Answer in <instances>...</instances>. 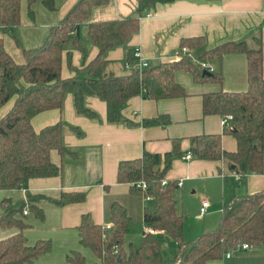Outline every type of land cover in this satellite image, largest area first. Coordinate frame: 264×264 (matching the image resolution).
Returning <instances> with one entry per match:
<instances>
[{"label":"trees","instance_id":"1","mask_svg":"<svg viewBox=\"0 0 264 264\" xmlns=\"http://www.w3.org/2000/svg\"><path fill=\"white\" fill-rule=\"evenodd\" d=\"M28 0L29 14L35 17L34 3ZM50 10H57L56 0H42ZM173 0H139L136 14L126 19H111L88 23V37L98 47L97 56L82 67L73 64V49H81L84 58L87 47L81 41L80 30L90 18L92 8L105 5L109 0H78L67 15L56 25L41 45L24 48L26 61L18 63L6 50L5 33L12 34L18 45V27L21 25V0H0V109L12 98L11 110L0 118V189L21 188L30 178L53 177L61 173V167L53 162L51 154L57 150L61 155L70 153L64 142L65 122L48 125L37 132L32 124L35 115L64 108L68 93H73L76 112L95 121H101L98 113L86 105V97L97 96L107 103L109 123H134L124 118L122 109L128 100L136 95L161 100L188 95L178 82V72L192 76L196 83L224 82L222 61L226 54L241 53L248 59V89L229 92L223 89L203 94L205 115H231L230 128L224 126V133H231L238 143L236 151L223 148V134L203 133L193 138L192 153L198 159L224 160L238 171L242 183L251 174H264V51L261 33L248 38L226 41L212 49L206 48V38L196 36L184 38L180 47H189L191 54L180 58L149 64L139 70L118 75L108 70L110 61L106 58L111 49L124 46L133 34L140 30V19L158 3ZM72 49H68V48ZM67 51L69 67L75 71L72 77L62 76L64 52ZM137 63L134 50L126 60ZM201 61L217 63L211 75L204 74ZM164 117L145 119L147 126L167 123ZM78 135L83 132L72 127ZM180 156L177 150L161 153L144 151L141 157L119 162L117 180L130 184L133 194L154 199L155 207L144 211V233L141 246L125 249V238L131 231L132 216L118 201L111 205V224L95 222L90 213L82 215L78 226L80 242L90 248L102 264H207L221 259L226 251L248 242L264 245V189L235 195L224 205L218 225L204 230L198 236L185 238L186 213L177 207V179L167 177L173 161ZM164 180L167 183L164 184ZM146 183L147 187L142 185ZM108 186V185H106ZM28 202L14 204L10 199L2 201L3 213L0 226L4 229L19 228L20 232L0 240V264H29L52 250L50 240H41L34 245L27 243L24 230L27 223L22 215L26 206L44 216L36 205L37 199L46 198L59 206L86 200V193L63 192L58 198L28 194ZM151 230H154L152 232ZM165 237L176 242L178 250L171 262L163 257L162 245ZM70 264H86V257L80 251L67 255Z\"/></svg>","mask_w":264,"mask_h":264},{"label":"crops","instance_id":"2","mask_svg":"<svg viewBox=\"0 0 264 264\" xmlns=\"http://www.w3.org/2000/svg\"><path fill=\"white\" fill-rule=\"evenodd\" d=\"M56 1L57 10L50 11L42 0H37L33 6L35 17L32 18L28 0H21V25L18 27L21 44H17L12 34L3 35L6 50L18 63L26 61L23 47L33 48L41 45L51 27L58 24L78 2ZM138 7L139 0H109L105 5L94 6L88 22L80 30L81 41L87 47V55L84 58L83 51L74 48L73 64L81 68L83 63H89L98 54V47L88 37L89 22L130 18L136 14ZM258 32L262 36L264 51V0H173L158 3L141 17L140 30L133 34L126 45L108 51V70L118 75L130 73L131 69L126 66V60L129 53L137 47L141 48L143 58L153 65L178 59L175 52L184 38L204 36L206 48L212 49L226 41L248 38ZM213 65L217 67V63ZM221 66L224 74L221 86L196 83L188 73L178 72L176 79L186 89L187 96L161 100L141 95L130 98L122 109V114L124 118L132 121L133 125L109 123L107 103L97 96H87L86 105L98 113L101 121L78 114L71 92L66 95L62 112L59 109H51L33 117L32 124L37 132L63 118L64 142L70 153L61 155L57 150L52 151L53 162L61 167L59 175L30 178L21 188L0 189V215L4 211V199H10L18 205L28 202L29 193L58 198L63 192L84 191L86 200L64 206L46 198L30 203L38 206L44 216L29 206V213L20 215L28 225L24 230L27 243L34 245L41 240H50L52 250L29 264H70L67 255L72 251H80L86 257V264H102L94 252L80 242L78 226L82 215L90 213L96 223L109 225L111 205L118 201L127 208L134 223L135 217L141 219L145 209L152 208L150 203L154 202L153 198L133 194L130 184L117 180L119 162L141 157L144 151L161 154L174 150L180 152V156L174 159L167 177L177 181L183 180V185L178 186L176 198L178 211L186 213V239L196 237L200 231L215 228L222 216L224 205L233 196L264 189V174H251L243 184L240 178H236L239 172L231 168L226 161L198 159L192 153L193 138L203 133L223 134L222 144L226 151L232 152L238 148L235 136L224 133L223 117L218 114H204L203 94L219 89L229 92L246 91L249 86L248 59L241 53L226 54ZM74 75L75 71L69 67L65 51L62 76L67 78ZM14 102L15 98H12L0 109V118L11 110ZM160 116L164 117L165 121L167 118L170 121L153 126L144 124L145 119ZM72 127L78 128L83 134L78 135ZM189 152L193 156L188 160L185 156ZM201 188L206 191V196L212 199V202L207 198L202 200L197 215L198 220H203V230L186 234L187 212L179 209L177 194L179 190L185 192V189L196 193ZM204 201H208L209 205L201 215ZM147 230L145 226L141 235L142 242ZM131 231L125 238L126 250L142 244L136 246L130 238ZM19 232L17 227L4 229L0 226V240ZM133 240L137 241L135 237ZM167 240L175 244L176 253V242L165 237L164 241ZM162 251L165 259L163 245ZM207 264H264V245L240 249L234 251L230 257L223 256L221 259L210 260Z\"/></svg>","mask_w":264,"mask_h":264},{"label":"rangeland","instance_id":"3","mask_svg":"<svg viewBox=\"0 0 264 264\" xmlns=\"http://www.w3.org/2000/svg\"><path fill=\"white\" fill-rule=\"evenodd\" d=\"M177 195L179 199V209L181 211L183 210L187 212L186 234L187 233L195 234L199 229L203 230V220H198L197 215L199 214L202 200L207 198L212 202L211 197L206 196L207 193L202 188L197 190L196 193H193L191 190L189 191L188 189H185V192L179 190ZM150 206L153 208L154 202H151ZM143 218H144L143 214H142V218L141 219L139 218V220L137 219V217H135L132 226V231H131L132 236L130 238L136 244V246H139V244L142 243L141 235L143 234L145 227ZM201 232L202 231H200L197 234V236ZM134 237L137 239V241L133 240ZM163 247H164V252L166 254L165 259H169L168 262H171V260H173L175 254L177 253V252L175 253L174 251L175 244L172 243L170 240L167 241L163 240Z\"/></svg>","mask_w":264,"mask_h":264},{"label":"built area","instance_id":"4","mask_svg":"<svg viewBox=\"0 0 264 264\" xmlns=\"http://www.w3.org/2000/svg\"><path fill=\"white\" fill-rule=\"evenodd\" d=\"M186 53H189V55H191L195 60L196 58L191 54V50L189 47H180L176 52H175V57L177 58H180L183 54H186ZM134 56L135 58L137 59V63L135 64H130L128 62H126V66L130 69H133V68H138L139 70L143 69L144 67H147L149 65L148 61L146 59L143 58V55H142V50L140 47H137L134 49ZM197 61V60H196ZM198 62V61H197ZM201 66L204 68V70H207L209 72H213L215 70V67L213 64H211L210 62H207V61H201L200 62ZM232 119V116L231 115H227L225 117H223V124L224 126L228 125L230 128H232L233 126L230 124V120ZM192 153L189 152L186 154V159H190L192 157ZM236 178H240V175L237 174L236 175ZM167 183V180H164V184ZM177 185L180 187L183 185V180L180 179L177 181ZM144 188L147 187L146 183H143L142 185ZM209 205V202L208 201H204L203 202V206L201 208V212L200 214L203 215L206 211V207H208ZM28 206H26V208L24 209L23 213L24 214H28L29 213V210L27 208ZM152 232H154V230H151ZM253 245H251L250 243L248 242H243L239 245H237L235 248H232V249H229L228 251H226L224 253L223 256L225 257H230L232 255V253L234 251H238L240 249H249L250 247H252Z\"/></svg>","mask_w":264,"mask_h":264},{"label":"water","instance_id":"5","mask_svg":"<svg viewBox=\"0 0 264 264\" xmlns=\"http://www.w3.org/2000/svg\"><path fill=\"white\" fill-rule=\"evenodd\" d=\"M203 73L206 74V75H211V74H212L211 72H209V71H207V70H204ZM233 168H234V167H233Z\"/></svg>","mask_w":264,"mask_h":264}]
</instances>
